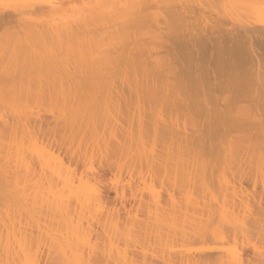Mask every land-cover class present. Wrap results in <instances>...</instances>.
<instances>
[{"label":"bare ground","instance_id":"obj_1","mask_svg":"<svg viewBox=\"0 0 264 264\" xmlns=\"http://www.w3.org/2000/svg\"><path fill=\"white\" fill-rule=\"evenodd\" d=\"M264 0H0V264H264Z\"/></svg>","mask_w":264,"mask_h":264},{"label":"snow or ice","instance_id":"obj_2","mask_svg":"<svg viewBox=\"0 0 264 264\" xmlns=\"http://www.w3.org/2000/svg\"><path fill=\"white\" fill-rule=\"evenodd\" d=\"M262 23H264V21H262Z\"/></svg>","mask_w":264,"mask_h":264}]
</instances>
